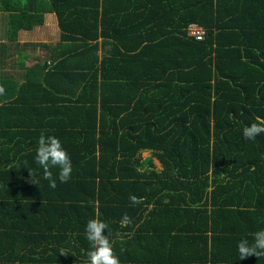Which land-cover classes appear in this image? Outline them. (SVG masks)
I'll return each instance as SVG.
<instances>
[{
  "label": "trees",
  "instance_id": "obj_1",
  "mask_svg": "<svg viewBox=\"0 0 264 264\" xmlns=\"http://www.w3.org/2000/svg\"><path fill=\"white\" fill-rule=\"evenodd\" d=\"M0 12V63L25 72L0 70V264H87L97 218L120 264H264L237 252L264 229V134L242 135L264 118V0H0ZM47 13L59 43H19ZM42 133L71 158L55 189L35 163Z\"/></svg>",
  "mask_w": 264,
  "mask_h": 264
},
{
  "label": "clouds",
  "instance_id": "obj_2",
  "mask_svg": "<svg viewBox=\"0 0 264 264\" xmlns=\"http://www.w3.org/2000/svg\"><path fill=\"white\" fill-rule=\"evenodd\" d=\"M4 88L0 86V94ZM264 134V118L257 117L256 122L247 125L242 130L243 138L247 141H255L258 136ZM35 163L43 169V179L49 181V187H57V179L60 183H67L71 179L72 163L61 141L55 136L41 134L37 141ZM58 168L59 172L54 176L52 169ZM31 176V173H29ZM133 206L141 203L136 196L129 197ZM127 220L128 217L123 218ZM108 223L100 219H90L85 228V238L89 242L90 250L87 252V264H120L119 257L113 249L110 240ZM252 239H241L237 243V252L240 260L248 257L264 258V229L251 234ZM60 256L67 257V251L60 250Z\"/></svg>",
  "mask_w": 264,
  "mask_h": 264
},
{
  "label": "rangeland",
  "instance_id": "obj_3",
  "mask_svg": "<svg viewBox=\"0 0 264 264\" xmlns=\"http://www.w3.org/2000/svg\"><path fill=\"white\" fill-rule=\"evenodd\" d=\"M46 15L45 16V22L42 26L36 28L34 31L32 32H27V33H23L19 36L18 42L19 43H46L47 45L44 46L42 44V47L46 50L47 47H51L52 45H54V43L58 42L60 40V29L58 27V23L56 24V19L57 17L55 16H50ZM6 28H4L3 26V22L2 19H0V44L2 42H5V36L4 34H6L5 32ZM7 42V41H6ZM8 43V42H7ZM59 43V42H58ZM57 43V44H58ZM57 44H55L54 46H56ZM29 57L30 60H32V57L39 54L40 53V49H30ZM43 52V51H42ZM41 55V54H40ZM46 57L44 54H42V59L41 60H45ZM2 70V69H1ZM21 69H17V68H9V71H6L5 73L7 74H13V76L16 79H20L22 76V71H20ZM145 156H148V154H145Z\"/></svg>",
  "mask_w": 264,
  "mask_h": 264
},
{
  "label": "crops",
  "instance_id": "obj_4",
  "mask_svg": "<svg viewBox=\"0 0 264 264\" xmlns=\"http://www.w3.org/2000/svg\"><path fill=\"white\" fill-rule=\"evenodd\" d=\"M108 6V5H107ZM109 7H111V6H109ZM49 14H51L50 16H55V17H57V15H56V13H47V14H45V16L46 15H49ZM1 12H0V19H2V17H1ZM2 22H3V19H2ZM58 23V18L56 19V24ZM3 26H4V24H3ZM59 27V26H58ZM4 28H5V26H4ZM60 31V30H59ZM141 38V37H140ZM24 44V43H23ZM30 51L28 50V51H25L24 52V55H23V57H24V63H25V66H31L34 62H33V58H34V56L32 57V60H30V57H29V53ZM36 56V55H35ZM20 65V63L19 62H15L14 60H13V58H10V57H7V58H5L4 59V61L2 62V63H0V70L2 69V68H6V71H9V68H17V69H21L20 71H22L23 73H22V76L21 77H23L24 76V74H25V72H24V70L19 66Z\"/></svg>",
  "mask_w": 264,
  "mask_h": 264
},
{
  "label": "built area",
  "instance_id": "obj_5",
  "mask_svg": "<svg viewBox=\"0 0 264 264\" xmlns=\"http://www.w3.org/2000/svg\"><path fill=\"white\" fill-rule=\"evenodd\" d=\"M189 35L196 37L197 39H201L205 35V31L203 28L198 26H191L189 28Z\"/></svg>",
  "mask_w": 264,
  "mask_h": 264
}]
</instances>
